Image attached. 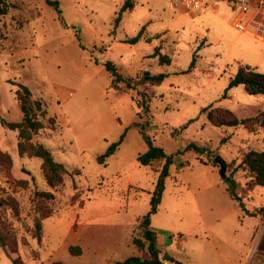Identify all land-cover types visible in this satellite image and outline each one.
I'll use <instances>...</instances> for the list:
<instances>
[{
  "label": "rangeland",
  "instance_id": "rangeland-1",
  "mask_svg": "<svg viewBox=\"0 0 264 264\" xmlns=\"http://www.w3.org/2000/svg\"><path fill=\"white\" fill-rule=\"evenodd\" d=\"M126 1L7 0L8 13L0 19V115L21 122L16 91L28 87L48 110L33 141L68 174L50 188L42 161L21 157L18 132L0 122V152L11 158L10 164L0 155V199L13 201L18 211L0 207V226L18 243L16 253L0 248V264H117L149 256L141 221L163 162L139 164L148 150L142 128L174 157L151 223L162 263L264 264V188L248 191L249 174L237 168L244 153L264 150V141L253 142L242 127L213 126L203 112L221 107L244 119L264 111V97L244 86L228 90L240 65L264 74V29L226 5L191 14L170 10L167 0H130L133 8L115 25ZM49 2H58L59 10ZM238 20L249 30H238ZM143 28L139 43H124ZM156 49L170 64L160 63ZM108 62L131 89L117 83ZM146 73L168 76L153 86ZM125 132L117 151L99 163ZM192 144L204 151H186ZM216 156L227 162L226 175L235 179L246 211L229 195L231 183ZM38 220L40 240L33 234Z\"/></svg>",
  "mask_w": 264,
  "mask_h": 264
},
{
  "label": "trees",
  "instance_id": "trees-1",
  "mask_svg": "<svg viewBox=\"0 0 264 264\" xmlns=\"http://www.w3.org/2000/svg\"><path fill=\"white\" fill-rule=\"evenodd\" d=\"M59 10L58 2H49ZM133 8V4L130 0H127L120 10L119 16L115 20V25L121 22L122 14ZM9 5L7 0H0V19L8 13ZM144 28L139 32L138 36L125 40L124 43L136 45L142 38ZM155 57H159L160 63L170 64V59L166 55H162L158 49L154 54ZM196 60L193 61L192 68L195 67ZM106 69L112 73L117 83L125 82L127 88L131 89V85L128 79H124L117 71L114 64L108 62ZM166 73L157 74L154 76H145V80L149 81L151 85L157 86L163 83L167 78ZM244 86L245 91L250 95H258L264 97V74L256 71L248 66L240 65L235 75L231 78L229 83V89L234 87ZM16 98L19 102L20 108L23 112V120L21 122H8L0 115V122L9 130L18 132V151L21 157L39 158L42 161V172L47 185L52 188H58L64 182V177L68 174L66 167L58 163L52 154V152L46 148L43 144L35 143L34 138L45 128L44 119L48 115V110L42 100L33 99L32 92L24 85H19L16 91ZM207 112L208 119L213 126L216 127H242L246 131L254 135L264 134V111L258 113L255 116L239 119L232 111L221 107H208L203 110ZM53 119H50V122ZM142 137L148 146V150L140 154L137 158L140 165L148 167L154 163L163 162L161 171L159 172L158 180L151 197V208L147 215L142 218L141 227L144 229V239L148 242L147 251L149 256L146 257H131L123 262L117 264H163L161 261V251L158 248V234L151 230L152 216L157 214L158 207L163 199L165 191V181L170 174V168L174 163V157L166 154L162 147L155 145L154 141L149 135L145 133V129L141 130ZM126 132L122 135L119 142L112 144L107 152L99 157V163L106 164L107 159L110 158L119 148L120 144L124 141ZM194 150L197 153H202L204 149L192 144L186 148V151ZM11 164V158L7 154L3 155ZM217 157V156H216ZM237 168H241L248 172L249 182L247 183L248 191H252L254 188H264V150L258 151L251 149L243 154L241 163ZM237 169H235L236 172ZM229 185L227 191L232 199L239 203L242 210L246 211L245 204L236 192L237 183L232 176L226 178ZM40 197H52L49 193H36ZM9 205L15 213H17V206L13 201L9 199H0V207ZM259 213L264 218V206L259 210ZM51 213H46L42 219L49 218ZM1 225V223H0ZM42 225L40 220L35 223L34 236L38 240L41 239ZM135 244L140 249L145 248V243L141 240H136ZM0 248L8 249L11 253H16L18 248L17 239L11 234L9 229L0 226ZM70 252L74 255L80 254L81 249L79 247H71ZM171 263L183 264L175 259L170 260ZM14 264H22L18 259H13ZM62 264V263H58Z\"/></svg>",
  "mask_w": 264,
  "mask_h": 264
},
{
  "label": "built area",
  "instance_id": "built-area-1",
  "mask_svg": "<svg viewBox=\"0 0 264 264\" xmlns=\"http://www.w3.org/2000/svg\"><path fill=\"white\" fill-rule=\"evenodd\" d=\"M167 3L170 10L182 7L191 14H203L214 10L215 5H226L240 11L244 16L250 15L251 25L261 24L259 27L264 29V0H167ZM235 26L240 31L249 30V25L241 20H238Z\"/></svg>",
  "mask_w": 264,
  "mask_h": 264
},
{
  "label": "water",
  "instance_id": "water-1",
  "mask_svg": "<svg viewBox=\"0 0 264 264\" xmlns=\"http://www.w3.org/2000/svg\"><path fill=\"white\" fill-rule=\"evenodd\" d=\"M146 76H149V73H146ZM215 162L220 167V174L223 177V179L227 178L226 171H227V162L223 160L221 157H216ZM164 260L169 259V256L166 254L163 258Z\"/></svg>",
  "mask_w": 264,
  "mask_h": 264
},
{
  "label": "crops",
  "instance_id": "crops-1",
  "mask_svg": "<svg viewBox=\"0 0 264 264\" xmlns=\"http://www.w3.org/2000/svg\"><path fill=\"white\" fill-rule=\"evenodd\" d=\"M204 14V13H203ZM263 97V96H262ZM252 141L254 142H256V141H258V140H261V141H264V137H262L261 135H254V134H252ZM170 262V261H169ZM171 263V262H170ZM163 264H169L168 262L167 263H163Z\"/></svg>",
  "mask_w": 264,
  "mask_h": 264
}]
</instances>
